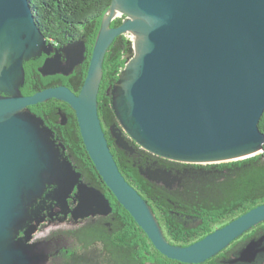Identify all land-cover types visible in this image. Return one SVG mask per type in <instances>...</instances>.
I'll return each instance as SVG.
<instances>
[{
	"label": "water",
	"instance_id": "1",
	"mask_svg": "<svg viewBox=\"0 0 264 264\" xmlns=\"http://www.w3.org/2000/svg\"><path fill=\"white\" fill-rule=\"evenodd\" d=\"M117 4L124 15L107 27L104 16L79 93L61 84L24 94L26 63L50 55L53 44L41 31L30 0H0V264L47 260L38 242L16 243L19 224L35 220L26 231L29 242L46 219L40 216L41 205L31 213L29 206L47 184L56 185L47 198L57 200L65 217L72 214L78 220L112 211L106 195L82 182V174L67 158L59 159L43 135L44 128L47 136L50 132L31 107L51 99L73 108L100 176L164 256L205 263L264 222L263 203L192 244L171 243L148 200L120 170L98 100L110 46L118 36L137 32L143 36L140 54L128 65L130 45L112 92L118 144L133 149L127 136L156 156L191 164L263 152L259 123L264 114V0H113L109 10ZM120 17L121 24L112 26ZM87 52L84 41L69 43L48 56L39 71L44 76L70 75L87 60ZM144 174L169 187L178 178L167 169ZM77 184L79 201L72 209L68 197ZM223 262L264 264V232Z\"/></svg>",
	"mask_w": 264,
	"mask_h": 264
},
{
	"label": "trees",
	"instance_id": "2",
	"mask_svg": "<svg viewBox=\"0 0 264 264\" xmlns=\"http://www.w3.org/2000/svg\"><path fill=\"white\" fill-rule=\"evenodd\" d=\"M112 1L30 0L41 31L48 42L56 46V50L69 43L84 41L88 47V58L70 75L44 76L39 72H28L24 94H33L46 87L61 84L68 85L78 93L81 91L97 34ZM122 20L123 17L116 18L112 26L120 25ZM130 44L131 40L127 34L120 35L106 54L98 97L99 114L120 170L148 200L167 239L173 244L189 245L264 203V145L263 152L257 155L207 164L180 163L164 159L146 151L127 136L126 139L134 148H123L112 136V125L118 123V119L111 101L112 90L126 66ZM33 78L35 79L32 80ZM39 106L50 108L51 115L60 108L64 111L70 108L71 113L67 110L68 124L58 134L63 138L67 152L87 180L103 185L109 190L85 147L73 108L58 99L48 100L37 107ZM43 117L48 119L47 116ZM259 127L264 132V114ZM148 169H167L177 174L178 178L173 186L169 187L144 174ZM117 204L119 219L115 221L114 230L104 224H96L63 231L66 235L75 237L83 247L82 251L73 250L68 255L67 264L85 258L94 262L93 257L97 258L94 264H143L152 258L159 264H188L161 254L129 211L120 202ZM260 231L264 232V222L202 264H230L223 262V259L230 257L245 241L257 236ZM96 244L101 245L100 251L95 250Z\"/></svg>",
	"mask_w": 264,
	"mask_h": 264
},
{
	"label": "flooded vegetation",
	"instance_id": "3",
	"mask_svg": "<svg viewBox=\"0 0 264 264\" xmlns=\"http://www.w3.org/2000/svg\"><path fill=\"white\" fill-rule=\"evenodd\" d=\"M43 56L44 55H42L41 57H43ZM47 57L48 56H46L44 58V60ZM36 60H37V58L30 60L29 61L30 66L35 65L34 61H36ZM62 61L64 62L65 60H62ZM83 64L76 66V68L74 69L73 72H75L76 69ZM38 68H40V66H38ZM27 74H28V70L26 68V75ZM47 76H52V75H47ZM35 78H33L32 80H34ZM23 89L24 88H22V91H23ZM23 93H24V91H23ZM41 104H43V103H41ZM41 104H38V105H41ZM38 105H35L36 107L32 106L31 112L33 114H35L39 119L43 120L42 127H46V129H48V131L50 132V134L47 136V134L44 133L45 128L42 131L45 138L49 139V144H50L51 148H54L53 151L56 150L58 152V154L56 153V156L58 155L59 159L67 158L71 162V164L74 166V169L76 170V172H80L82 174V179H81L82 182H85L87 185L93 186V187L99 189L101 192H103L106 195V197L109 199L110 204L112 206V211L109 214H94V215L87 216L85 218H80L79 222L81 223V225L79 224L78 226H76L72 229H68V230H75L81 226H90V225L94 226L96 224H104L106 227L108 226V227H110L111 230H114V227L116 226L115 221H118V219H119V211H118L119 205L117 204L118 203L117 199L115 200L114 194L112 192H110V190H107L103 185H97L96 183L93 184V182L87 180V178L83 175L82 171L80 170V167H78L75 164V162L72 160L71 155L67 152V148L64 145L63 138H61V136L58 134L59 131H61L62 129H65V127L68 124L69 117H68L67 112L69 111V113H71L70 108H67L68 111L67 110L64 111L63 109L60 108L59 110L52 112L53 114L51 115L50 114V108L41 107V106H39V108H38L37 107ZM43 116H47L48 119L46 120L45 117H43ZM112 128L115 129V127H113V125H112ZM117 133H118V131L116 129L113 130L112 136L115 137ZM115 139H116V137H115ZM116 141H117V139H116ZM78 185L79 184H77L75 186V188L72 190V192L70 193V195L68 197V204L72 209L75 208V206L77 205V203L79 201V199H78ZM55 187H56L55 184H47L43 190H40L38 192V194H40V195L37 196L34 199L33 203L29 206V209H30L29 212L31 213L32 210H34L38 205L39 206L41 205L43 207V210L41 211L40 216H45L47 218L46 222H48L52 219L55 221H59L60 219H68V220L75 219L72 216V214H69V216L65 217L64 214L61 213V206L57 203V200H53L52 198H47V196L50 193H52V190H54ZM111 220H113V221L111 222ZM31 223H35V220L28 219L27 221L18 225V231L16 234V243L17 244L26 245V244H33L35 242H38L37 249L43 251L45 254L44 248L46 246L44 244V239L48 240V241L52 240L53 242L58 243V241L54 240V239H64V237H67V238H69V240L72 243H75L77 245V247H78L77 250L79 252L82 251V248H83L82 245L76 240L75 237L66 235L63 232L64 230H59V231H55V232L52 231L51 232L52 235H47L45 237H36V235L34 234L35 236L28 242L25 238V235H26V231H27L28 227L31 225ZM117 225H119V224H117ZM260 233H261V231H260ZM260 233H258L257 236ZM61 235H65V236L61 237ZM255 237H256V235H255ZM52 247H48V248H51V250H52ZM94 248L96 251L97 250L100 251L102 249L101 245H99V244H96V246H94ZM72 252L73 251L68 250L65 254L64 259L67 260L68 255H70ZM55 254H57V252L52 253L51 256L54 257ZM94 262H97V261L94 260ZM94 262L89 261V258H87V260L85 258V260H81L78 262L73 261V262H70L68 264H94ZM65 263L67 264V262H65ZM143 264H159V263H157L155 261V259L152 258V260H148V261L146 260Z\"/></svg>",
	"mask_w": 264,
	"mask_h": 264
},
{
	"label": "rangeland",
	"instance_id": "4",
	"mask_svg": "<svg viewBox=\"0 0 264 264\" xmlns=\"http://www.w3.org/2000/svg\"><path fill=\"white\" fill-rule=\"evenodd\" d=\"M127 36L131 40V44L133 45L132 34L130 35V33H129V34H127ZM52 47L53 48L51 50V54L47 55V54L43 53V55H44L43 57L40 56L41 58L38 57L37 60L34 61L35 65L30 66V62L26 63V68H27L28 72H30L31 74L37 73V72L40 73L39 68L37 66L41 65L44 62V58L46 56H53V53L56 50V48H55L56 46L53 44ZM63 64H65V61L63 62ZM32 76L33 75H31V77ZM25 84H26V80H25ZM25 84L23 85L22 88H24ZM112 92H113V90H112ZM46 219L42 220L41 222H39V225H37V230L35 233L36 237H45L47 235H52L51 234L52 231L55 232V231H59V230H68V229H72V228L78 226L79 224L81 225V223L79 222V219L78 220L77 219H71V220L60 219L59 221H55L52 219L48 222H46ZM35 235H33V236H35ZM62 236H65V235H61V237ZM54 240H57L58 243L53 242L52 240L48 241V240L44 239V244L46 246L44 249H45V254H46L47 260L45 262H43L42 264H66L65 263L66 260L64 259L66 252L68 250L73 251V250L78 249L77 245L75 243H72L69 240V238H67V237H64V239H54ZM48 247H52V250H51V248H48ZM92 250H94V248ZM54 252L55 253L57 252V254H55L53 257V256H51V254ZM92 254H96V253H92ZM93 259L96 260L97 258L93 257Z\"/></svg>",
	"mask_w": 264,
	"mask_h": 264
},
{
	"label": "bare ground",
	"instance_id": "5",
	"mask_svg": "<svg viewBox=\"0 0 264 264\" xmlns=\"http://www.w3.org/2000/svg\"><path fill=\"white\" fill-rule=\"evenodd\" d=\"M124 12L122 10V6L117 4L114 8L110 9L105 18V27H107V25L109 24V22L117 17V16H123ZM132 34L133 36V45L131 44V52L129 53V61H128V65H132L135 60L138 58L139 54H140V46L143 40V36L137 32H131L130 35ZM95 93V89H94V85L91 86L90 89V94L93 95Z\"/></svg>",
	"mask_w": 264,
	"mask_h": 264
}]
</instances>
